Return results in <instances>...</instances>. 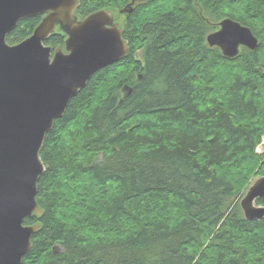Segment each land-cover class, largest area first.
I'll list each match as a JSON object with an SVG mask.
<instances>
[{
	"label": "trees",
	"instance_id": "1",
	"mask_svg": "<svg viewBox=\"0 0 264 264\" xmlns=\"http://www.w3.org/2000/svg\"><path fill=\"white\" fill-rule=\"evenodd\" d=\"M133 1L80 0L81 19L114 13L129 54L46 135L44 214L25 219L40 229L21 264H264V219L241 206L264 176V0H136L121 13ZM227 18L251 28L255 50L231 59L208 45ZM42 19L21 20L7 42Z\"/></svg>",
	"mask_w": 264,
	"mask_h": 264
},
{
	"label": "water",
	"instance_id": "2",
	"mask_svg": "<svg viewBox=\"0 0 264 264\" xmlns=\"http://www.w3.org/2000/svg\"><path fill=\"white\" fill-rule=\"evenodd\" d=\"M136 0L121 13L132 12ZM80 0H0V264H21L40 225L25 219L44 214L37 187L45 172L40 152L46 135L91 77L129 54L124 27L108 9L84 19L76 15ZM129 7L131 9L129 10ZM43 16L34 33L11 45L7 36L21 20ZM207 36L228 58L241 48L255 50L251 28L227 18ZM65 47L45 44L57 30ZM264 176L250 186L241 206L248 220L264 219Z\"/></svg>",
	"mask_w": 264,
	"mask_h": 264
},
{
	"label": "rangeland",
	"instance_id": "3",
	"mask_svg": "<svg viewBox=\"0 0 264 264\" xmlns=\"http://www.w3.org/2000/svg\"><path fill=\"white\" fill-rule=\"evenodd\" d=\"M262 149V148H261ZM255 181V180H254Z\"/></svg>",
	"mask_w": 264,
	"mask_h": 264
}]
</instances>
